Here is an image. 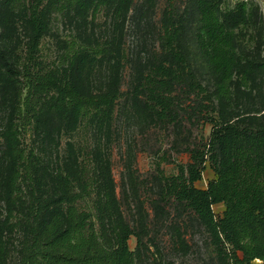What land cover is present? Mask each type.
<instances>
[{
  "label": "trees",
  "instance_id": "16d2710c",
  "mask_svg": "<svg viewBox=\"0 0 264 264\" xmlns=\"http://www.w3.org/2000/svg\"><path fill=\"white\" fill-rule=\"evenodd\" d=\"M176 1H169L157 22L153 67L149 74L138 71L135 86L138 108L149 110L159 123L178 119L173 91L206 93L195 76L197 59L213 80L214 97L224 105L234 100L236 79L250 87L256 83L254 75L264 71V15L258 4L238 1L228 8L225 0H189L180 8ZM134 4L0 0V104L7 105L0 129V167H6L1 183L8 212L0 229V264H176L164 257L153 260L149 212L143 217L141 203L140 218L130 223L111 170L54 167L43 145L55 133L73 130L96 114L102 120L109 116L106 108L114 102L113 95L82 90L77 76L104 58L116 57L120 65L121 42L90 39L82 29L94 25L89 16L104 9L115 15L114 28H122ZM55 12L75 17L79 43L71 46L60 40L65 57L49 66L40 58V46L52 34ZM258 113L243 119L219 109V115L209 119L210 156L192 150L191 161L180 164L177 174L160 171L154 176L157 192L148 201L155 214L164 217L170 205L186 216L183 227L173 232L181 248L187 245L183 233L202 226L219 261L228 257L233 264H264V112ZM25 124L36 142L29 150L22 140ZM208 159L215 177L199 188L196 183ZM219 203L226 206L222 216L213 208ZM131 236L137 240L134 250Z\"/></svg>",
  "mask_w": 264,
  "mask_h": 264
},
{
  "label": "rangeland",
  "instance_id": "374dc122",
  "mask_svg": "<svg viewBox=\"0 0 264 264\" xmlns=\"http://www.w3.org/2000/svg\"><path fill=\"white\" fill-rule=\"evenodd\" d=\"M146 1L135 0L122 28H114L115 15L110 9L89 16L88 20H93L94 25L87 26V30L82 29V33L90 35V39L120 41L123 49L122 63L118 65L116 57L104 58L86 74H79L77 82L84 91L90 88L106 91L113 95L114 102L106 108L109 116L104 120L96 114L95 118L76 124L73 130L55 133L48 143L43 144L47 148L45 154L55 163L54 167L111 170L123 214L130 223L140 218L141 203L144 206L141 211L143 217L147 218L149 212L148 238L152 240L153 260L164 257L176 264H233L228 257L218 260L210 233L202 226H193L183 233L187 245L181 248L178 235L173 232L175 227H183L186 216H179V211L168 205L165 206V216L159 218L148 200L151 195L156 196L154 176L160 171L165 175L177 174L180 164L191 161L192 150L197 151L200 157L205 152L206 158L210 156L212 124L209 119L218 116L219 109L227 114L240 115L243 119L257 116L262 110L264 112V71L254 75L256 83L250 87L241 85L236 79L234 100L232 104L224 105L219 104L214 97L213 80L206 67L197 59L193 64L195 76L203 84L206 93L187 94V91L182 94L180 89L173 91L178 112L177 123L155 121L149 110L145 112L138 108V97L134 94L138 71L144 70V75L149 74L153 67V55L158 51L155 29L170 0H157L154 8L153 0H148V3ZM238 1L244 0H225L224 4L232 8ZM248 1L258 4L264 15V0ZM176 2L178 7L185 8L189 0ZM78 24L75 17L63 18L61 12L53 13L52 34L40 46V58L45 64L54 65L65 57L60 40L68 41L71 46L78 45L79 40L75 35L76 30L80 31ZM140 98L144 100L146 97ZM6 106L5 103L0 104V129L7 115ZM22 133L24 148L29 150L36 146L33 131L28 124H25ZM3 150L0 139V158ZM206 164L201 180L196 183L199 188H206L215 177L209 159ZM5 171L6 167H0V229L6 225L8 218L5 187L1 183ZM213 208L216 216H222L226 206L219 203ZM13 235L8 234L9 237ZM136 244V237L131 236L130 248L136 249Z\"/></svg>",
  "mask_w": 264,
  "mask_h": 264
},
{
  "label": "built area",
  "instance_id": "2783aa9c",
  "mask_svg": "<svg viewBox=\"0 0 264 264\" xmlns=\"http://www.w3.org/2000/svg\"><path fill=\"white\" fill-rule=\"evenodd\" d=\"M244 1H248V0H244Z\"/></svg>",
  "mask_w": 264,
  "mask_h": 264
}]
</instances>
